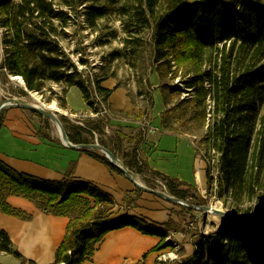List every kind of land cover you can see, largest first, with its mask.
I'll list each match as a JSON object with an SVG mask.
<instances>
[{
    "label": "rangeland",
    "instance_id": "rangeland-1",
    "mask_svg": "<svg viewBox=\"0 0 264 264\" xmlns=\"http://www.w3.org/2000/svg\"><path fill=\"white\" fill-rule=\"evenodd\" d=\"M76 2L77 7L73 10L62 5V0H55L59 9L65 11L69 19L67 27L62 29L60 43L70 67L68 75L73 74V82H84L85 86L92 91L91 99L95 103L94 109H97V112L87 108L78 87H73L65 81L48 82L42 93L32 91L27 95L23 94L25 84L1 69L5 49H7L4 44L5 30L1 25L0 104L14 97L29 104L45 105L48 108L54 106L55 109L52 110L61 121L68 137L70 135L88 140L89 144L99 143L117 154L125 165L127 163L136 165L140 156L136 152L135 141L140 139V134L129 136L128 145L122 142L119 144L120 137L113 131L110 123L114 118L122 119V115L109 112L108 105L105 102L102 103L101 96L96 94L95 86L98 83L113 92L116 90V95L108 101L115 109L122 102H127L129 97L134 96V87H140L142 90L138 96L142 97L139 104L143 107V112L137 114L139 118L145 116L148 107H151L150 119L156 118L164 107L166 110L161 116L159 115L158 119H161L162 126L158 135L161 136L166 130L165 122L168 125L174 124L180 130L176 132L178 136H175L185 139L192 147L181 144L182 176L186 179V183L193 184L192 189L185 190L187 192L185 202L216 209L214 150L210 148L208 139L213 125L212 99L208 96L205 104L200 103L195 91L188 88L191 76L185 75V70L176 67L174 62L167 60L161 62L156 58L154 26L147 12L142 8V0H102L98 4H93L91 0ZM91 7L103 9V13L106 14L103 18H97L95 24H90L88 20L91 19L88 14ZM147 87L151 89L150 92L146 90ZM153 87L157 88L154 92ZM205 87L207 90L210 89L207 82ZM102 122L110 128L107 129ZM11 123L25 125V133L50 137L51 140L61 143L56 124L29 110L13 108L4 111L0 115V128L10 126ZM14 133L22 134L24 130L22 131L20 127L10 128L0 134V148H3L2 150L7 154L17 152L16 143L11 142V136ZM94 152L104 157L100 152ZM141 160L143 159L140 158V162ZM197 170L202 172L201 175H196ZM134 173L143 185L172 195L164 180L152 172L145 170L143 174ZM69 174L70 172L67 175ZM71 175L73 176V173ZM118 176L124 178V176ZM121 178L116 182L100 179L101 183L91 179H74L92 183L110 195L116 203L114 211H119L120 208L121 214L123 210L122 217L129 215V212H135L142 214L139 218L146 221L155 219L158 224L170 221L172 224L167 234L173 241H179L182 249L175 251L166 245L164 250H161L166 254L172 252L167 255L173 259L181 261L191 259L197 251L196 244L203 237H208L217 231V221L210 216L211 213L204 215L198 211L191 212L185 207L138 190L127 178H124L126 180L123 183ZM126 187H132L130 188V190L133 189L130 193L132 196L123 198V193H127ZM126 211L128 213H125ZM196 218H198L197 222H195ZM192 224L194 227H191ZM165 228L166 226H163V229ZM131 245L134 246L135 252L138 249L147 248L144 242L131 243ZM163 251L157 250L154 264L157 262L159 253ZM48 259L49 257H46V261ZM178 260L175 264H180L181 261ZM0 264L22 263L14 254H8L0 257ZM40 264H44V261Z\"/></svg>",
    "mask_w": 264,
    "mask_h": 264
},
{
    "label": "trees",
    "instance_id": "trees-1",
    "mask_svg": "<svg viewBox=\"0 0 264 264\" xmlns=\"http://www.w3.org/2000/svg\"><path fill=\"white\" fill-rule=\"evenodd\" d=\"M76 1L62 0L61 4L74 10ZM101 1L91 0L93 4ZM141 4L154 26L156 58L161 62L172 61L176 67L184 69L185 75L191 76L188 88L195 91L200 103L205 104L208 96L212 99L209 0H142ZM88 14L90 24L106 15L103 9L96 7H91ZM68 20L67 13L59 9L55 0H0V25L5 30L7 48L1 69L24 81L22 93L25 95L32 91L42 93L48 82L65 81L78 87L87 108L97 112L91 99L92 91L84 82H73V74L68 75L70 67L60 43L62 29L67 27ZM205 82L210 85L209 90ZM95 91L101 96V102L108 105L113 90L97 83ZM102 125L107 127L104 122ZM69 139L75 144H89L88 140L78 137L69 135ZM208 139L214 150L213 125ZM84 152L112 173L124 176L97 152ZM140 164L138 161V167L130 164L127 167L143 174L147 169L144 164L139 167ZM152 173L164 180L172 196L186 201L185 190L192 189V185L157 171ZM71 174L61 181L47 180L19 172L0 159L1 213L29 219V214L9 203L10 197H19L32 202L45 214L70 219L53 264H86L108 233L127 226L145 235L157 236L162 242L167 238L170 221L159 226L130 215L114 218V199L92 183L75 180ZM11 246L8 233L0 229V252L21 259L19 253H12ZM196 247L193 257L184 264H218L217 231L203 237ZM161 248L162 245L157 249Z\"/></svg>",
    "mask_w": 264,
    "mask_h": 264
},
{
    "label": "crops",
    "instance_id": "crops-1",
    "mask_svg": "<svg viewBox=\"0 0 264 264\" xmlns=\"http://www.w3.org/2000/svg\"><path fill=\"white\" fill-rule=\"evenodd\" d=\"M134 89V96L129 97L128 101L122 102L120 106H116V109L108 103L109 112L121 113L122 115V119L114 118L110 123L113 131L120 137L119 144L122 142V144L128 145L130 143L129 136L140 134V139L135 141L137 143L136 152L140 156L137 158L139 157L138 161L140 158L143 159L141 164L145 165L147 171H157L185 182L186 179L181 172V167H183L181 144L184 143L191 147L190 143L185 139L176 137L178 136L176 132H180V130L174 124L168 125L165 122L166 130L162 132L161 136L158 135L162 129L161 119H158L159 115L161 116L162 112L166 110L164 107L161 108L156 118L150 119L149 109L151 107H148L149 109L143 118H139L137 114L143 112V107L139 104L142 97L139 98L138 96L142 89L140 87H134ZM146 90L151 91L148 87ZM152 90L154 92L157 88L153 87ZM115 91L110 100L116 95ZM18 127L22 131L24 130V133H14L11 136V142L16 143L17 152L15 150V153L7 154L2 150L3 148H0V159L19 172L52 181H61L69 172L73 173L77 180L91 179L99 183H101L100 179L101 181L115 182L120 180L121 177L118 174L109 171L105 165L84 152L85 150L69 149L62 141L58 143L51 140L50 137L37 136L30 132L25 133V125L19 126L11 123L5 128L1 127L0 134L6 129H18ZM106 128L109 129V125ZM130 165L133 166L134 164ZM136 167H138L137 164ZM135 168H132L134 172ZM201 173L200 170L196 171V175H201ZM124 178L126 177L124 176ZM124 178H121L123 183L126 180ZM126 188L127 193H123V198L132 196L130 194L133 191V189L130 190L132 187ZM9 203L30 215L29 219H22L7 216L0 212V229L8 233L12 242V253H19L22 256L19 259L22 264H40L43 261L44 264H53L56 252L65 238L70 219L45 214L35 204L23 198L10 197ZM118 210L114 211V218H120L124 214L123 210H121V214L120 208ZM129 215L141 217L142 214L129 212ZM148 221L159 226L166 223L158 224L155 219ZM138 242H144L147 248L138 249L135 252L131 243ZM161 245V238L157 236L145 235L132 227H123L108 233L86 264H154L157 248ZM46 257H49L47 261Z\"/></svg>",
    "mask_w": 264,
    "mask_h": 264
},
{
    "label": "water",
    "instance_id": "water-1",
    "mask_svg": "<svg viewBox=\"0 0 264 264\" xmlns=\"http://www.w3.org/2000/svg\"><path fill=\"white\" fill-rule=\"evenodd\" d=\"M17 78L20 79L24 83V81L21 78H19V77H17ZM13 108L29 110L33 113L39 114L40 116H43L45 118L50 119L51 121H53L56 124L60 133H62L61 141L66 147H68L69 149H73V150H85V151H98V152H100L101 154L104 155V157L112 165H114L119 171H121L124 174V176L135 185L136 188H138L144 192L151 193V194H153V195H155L161 199H164L166 201H169L171 203L177 204L179 206H183L187 209L201 212L204 215H207L209 213H213L216 215V209H214V208L189 204V203H187L183 200H180V199H178L172 195H169L168 193H166L164 191L153 190V189L143 185L141 182H139L137 180L136 174L133 171H131L124 164L123 160L119 156H117L113 151L106 148L105 146L100 145L99 143L73 144L70 141L68 135L66 134L61 121L59 120V118L57 117L55 112H53V110L51 108H48L45 105L40 106V105H36V104L25 103L20 99L11 97L10 99H7L5 102L0 104V115L4 111H6L8 109H13Z\"/></svg>",
    "mask_w": 264,
    "mask_h": 264
},
{
    "label": "built area",
    "instance_id": "built-area-1",
    "mask_svg": "<svg viewBox=\"0 0 264 264\" xmlns=\"http://www.w3.org/2000/svg\"><path fill=\"white\" fill-rule=\"evenodd\" d=\"M197 221H198V218L195 219V222H197ZM191 227H194V225ZM166 245H168L171 249H174L175 251H181V249H182V247H181L182 245H180L179 241H173L172 237H169V236H167V238L164 240L161 249H163ZM161 249H160V251L164 250V249L163 250H161ZM170 253H172V252H169V253L167 252V254H170ZM167 254L165 253V251L160 252L156 264H175V262L178 259H173L172 257H168ZM3 255H6V254L4 252H0V256H3ZM178 261H181V260H178ZM186 261H188V260H186ZM186 261H181L180 264H184Z\"/></svg>",
    "mask_w": 264,
    "mask_h": 264
},
{
    "label": "bare ground",
    "instance_id": "bare-ground-1",
    "mask_svg": "<svg viewBox=\"0 0 264 264\" xmlns=\"http://www.w3.org/2000/svg\"><path fill=\"white\" fill-rule=\"evenodd\" d=\"M51 109H55L54 108V106L53 107H51ZM58 134H59V136H60V138H62V133H60V131L58 130ZM211 217H213V218H216V215L215 214H213V213H211V215H210Z\"/></svg>",
    "mask_w": 264,
    "mask_h": 264
}]
</instances>
